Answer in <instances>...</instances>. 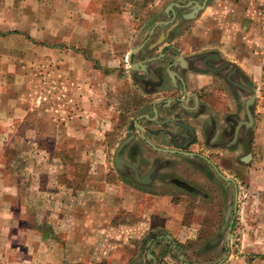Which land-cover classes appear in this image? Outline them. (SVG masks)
I'll use <instances>...</instances> for the list:
<instances>
[{
	"label": "crops",
	"instance_id": "1",
	"mask_svg": "<svg viewBox=\"0 0 264 264\" xmlns=\"http://www.w3.org/2000/svg\"><path fill=\"white\" fill-rule=\"evenodd\" d=\"M149 1L0 0V123L6 122L7 111L11 110L9 107H13L14 116L19 117L22 105H27L17 97L16 84L11 83L20 76L15 72L6 73V66H9L7 61L11 67L21 63L22 67L26 58L50 59L61 77L65 104L77 112V119L67 121L60 131L56 129L52 132L47 127L52 125L54 128V121L46 109L41 112L43 114L30 115L29 121L33 122L30 130L38 137L87 136L100 131L96 127L103 123L111 125L100 134L110 138L111 145L102 147H105V152L108 148L113 151V166L107 167L106 172H97L96 186L92 191L85 189L82 192L83 195L93 194L91 202L86 207L81 204L79 208H73V214L67 217L69 223L64 224L66 231L72 233L78 229L81 237L91 235L98 245H102L103 241L100 240L105 234L107 237L117 235L118 231L111 220L115 213L125 210L139 217L125 230L126 235L135 241L134 255L128 264H133L137 258V264H198L188 262L183 255L181 249L187 245L180 240L181 234L195 231L200 236L201 233L211 232L214 234L206 240L197 241L199 244L192 247L219 248L224 237L223 248H228L226 233L230 222H224L226 211L231 207L229 218L233 226V218L241 208L249 171L253 167L264 168L257 120L260 109L253 92L256 87L247 75L252 71H262V66L254 62L247 66L243 64V58H251L256 53L241 51L235 58V54L230 57L231 53L228 54L221 44L238 33L242 35V41L260 39L264 8L258 7L257 0H248V7L259 11L256 20V15L246 17L245 5L240 0H170L152 12ZM189 2H205V5L194 16L187 18L186 14L194 7L193 3L188 5ZM170 3L177 5L172 6V11H167ZM135 21L139 27L130 28ZM160 21L168 23H158ZM146 36L150 41L132 54L129 60L139 66L133 67L129 63L128 69L123 70L120 60H128L129 53L148 40ZM168 44L176 52L166 51L163 56L159 54L156 60L146 63V57H154L156 51ZM177 52L183 56L184 65L176 57ZM210 53L217 55V61H209L213 59L209 58ZM163 59H167V62ZM232 74H237L238 82L230 80ZM210 80L225 85L232 96L214 94L208 99L209 103H205L207 108L201 110L200 116H192L191 113L202 109L204 103L196 96V90L214 89L207 84ZM111 87L115 88L113 94L109 90ZM245 90L251 91L254 97L251 106L254 121L250 128L254 139L251 162L238 167L243 171L244 180L238 182L236 206L230 203L226 189L220 190L221 199H205L204 187L191 180L196 178L189 174L183 176L180 168H200L198 160H192V157L176 156L174 165L156 167L145 182L139 179L144 176L142 166L123 156L132 141L130 137L137 136L138 126H152L165 136L169 135L165 141L174 135L195 136L197 141L190 145V149L204 153H208V149L215 150L206 143L205 137L214 127L217 130L211 135L212 138L234 135L227 121L230 117L236 118V109L237 122L240 123L237 130L246 127L239 110L242 104H246L239 95ZM177 113H180V117ZM21 119L24 117L21 116ZM44 128L45 131H42ZM3 135H6L5 132L0 131V136ZM126 138L127 143L118 151ZM166 144L180 146L175 142ZM224 150L234 154L231 148ZM116 154H122L123 160L131 165L124 163L118 168L114 160ZM233 163L237 164L229 161V167ZM174 179L183 180L184 189L178 188L173 183ZM110 187L112 189L107 192ZM253 245L259 249V257L263 258L264 244L255 242ZM44 256L42 264H51V255L45 253ZM70 262L81 264L74 260Z\"/></svg>",
	"mask_w": 264,
	"mask_h": 264
},
{
	"label": "rangeland",
	"instance_id": "2",
	"mask_svg": "<svg viewBox=\"0 0 264 264\" xmlns=\"http://www.w3.org/2000/svg\"><path fill=\"white\" fill-rule=\"evenodd\" d=\"M168 1L170 0H150V12L162 8ZM241 1L246 8V17L249 14L252 17L256 15L257 20L259 11L249 8L248 0ZM256 2L259 8H264V0ZM262 21L263 34L260 39L242 41V35L238 33L232 39L225 38V42L221 44L227 53H231L230 57L235 54V58L241 51L256 53L251 58H241L243 64L247 66L254 62L262 66V71H252L247 75L256 87L253 92L260 109L257 117L258 134L264 159V20ZM136 24L137 21L133 22L130 28L135 29ZM120 63L124 66L123 70L128 69L125 60H120ZM21 64L11 67L7 61L9 66H6L7 74L15 72L20 76V79L11 83L16 84L17 97L27 105H22L21 114H16L19 117H15L13 107H9L11 110L7 111L6 122L0 123V131L6 134L0 136V263L42 264L44 254L49 253L51 264H72V260L81 264H128L134 255L135 241L133 237L126 235L125 230L138 220V214H129L125 210L115 213L111 224L116 226L118 233L111 234L113 237L105 234L100 240L103 241L102 245H98L91 235L81 237L78 229L72 233L67 232L64 225L69 223L67 217L73 214V208L90 204L93 194L83 195L82 192L85 189L92 191L96 186V173L106 172L107 167L113 166V151L108 148L105 152V147H102L111 145L110 138L101 135L111 125L103 123L96 127L100 131L87 136L38 137L30 130L33 122L29 118L32 113L43 114L41 112L48 109L55 127L49 125L47 129L53 132L56 129L60 131L67 121L77 119V112L65 104V91L54 62L48 58H26L22 67ZM109 90L113 94L115 88L111 87ZM21 116L24 119L20 120ZM110 170L113 171V168ZM249 172L241 208L233 218V237L229 240V247L223 248L224 237L219 248L192 247L193 244H199L197 241L206 240L214 233L204 232L198 236L195 231H185L180 240L187 247H183L181 251L188 262L264 264V257H259L261 253L253 245L255 242L264 244V168L253 167ZM110 189L112 187L107 192ZM262 250L264 251V247Z\"/></svg>",
	"mask_w": 264,
	"mask_h": 264
},
{
	"label": "flooded vegetation",
	"instance_id": "3",
	"mask_svg": "<svg viewBox=\"0 0 264 264\" xmlns=\"http://www.w3.org/2000/svg\"><path fill=\"white\" fill-rule=\"evenodd\" d=\"M148 37L146 36V40ZM150 41V38L144 42ZM143 44V45H144ZM166 51H172L176 52L174 49L171 48V45H165L161 48L160 51H156L154 54V57H146V63L149 61H154L157 59V56L160 54V56H163ZM159 56V57H160ZM210 59L209 61H217L216 57L217 55L215 53L208 54ZM178 60L182 62V65H184L183 56L177 52ZM181 58V60H180ZM163 61H165L163 59ZM126 65L129 67L130 61L125 59ZM167 62V59L166 61ZM132 63V62H131ZM172 62H170V65ZM137 67L139 64H136ZM171 69V67H169ZM228 70V68H227ZM170 71V70H169ZM233 72V69L230 73ZM237 74H232L230 80L232 82H238L236 78ZM174 78L176 76H173ZM242 78H240L241 80ZM244 81V79H242ZM207 83L209 85V88L213 86L214 89L207 90L206 88L204 90H196V96L199 97L200 100H202L204 103H202L201 107L202 109H197L196 111L192 112L191 115L198 117L200 116L201 110H204L207 108L206 102L209 103L208 99H210L214 94H221L227 97L232 96V94L228 91V89L223 85L222 83H218L215 81H208ZM245 83V81H244ZM239 84V83H237ZM244 86V85H243ZM152 87V86H149ZM245 87V86H244ZM248 88V87H247ZM240 96H242L244 99L243 101H246L253 97V93L247 92L246 90L244 93H239ZM248 95V96H247ZM212 102V101H211ZM254 102V97L252 100V103ZM252 103L249 105V111L250 115L248 114L246 104L241 107H239V110L241 109L240 114H242L243 122L245 123L246 127L243 126L239 131L237 130L240 123L238 115H237V109L236 106L234 108L236 109L234 116L236 118H229L227 122H230L229 125L231 126V134L234 135L229 136H220V137H213L215 131L217 130L215 127L208 132V135L205 137L206 143L214 147L215 150H209L208 153H204L201 151H194L190 149V145L195 143L197 141V138L194 137H187V136H172L170 137L169 141H165V137L168 138V136H165L162 132H158L156 129H152L151 127H145V128H139L137 136L130 137L132 138V141L127 145L126 150L123 152V156H127V160H133L138 165L140 164L142 166V171H144V176L142 177L145 182H147L150 178V174L154 171L156 167L160 168L164 164H170L174 165L173 160L176 161V156L184 155L186 157H192V160H198L199 167L197 170H194L193 168H180V171L183 173V176L186 174H189L190 177L196 178L191 179L194 181H197L198 184L204 187L205 191V199L206 197L213 198V199H221V189H226L230 198L232 197V203H234L235 199H238V193H239V185L238 182L241 183L244 180V174L240 168L238 167L248 164L252 160L251 155V145L253 143V130L250 128L252 125V122L254 121L251 106ZM193 105V104H192ZM178 117H180V113L178 114ZM233 116V115H232ZM216 119V117L214 116ZM228 119V116L227 118ZM216 122L218 120H215ZM249 128V129H248ZM224 133V131H222ZM239 133V134H238ZM163 134V135H161ZM180 134H182L180 132ZM183 139L185 142H183ZM179 144L180 146H174V145H167L166 143H174ZM184 144V145H183ZM230 149L234 152V154H228L227 150L224 149ZM204 149V148H203ZM220 149V150H219ZM122 154L119 156L122 160V164L126 163L127 165H131L130 163L123 160ZM172 159V160H170ZM165 161V162H164ZM170 161V162H169ZM229 161L236 162L237 164H232L231 167L228 164ZM125 165V164H124ZM132 167V166H131ZM122 170H125L124 167H122ZM174 178L176 176L172 175ZM187 177V176H186ZM223 177H227L228 180H226ZM183 180H173V183L178 186V188H183ZM221 184V186H219ZM226 186V188L222 187ZM221 187V188H220ZM237 205V203H236Z\"/></svg>",
	"mask_w": 264,
	"mask_h": 264
},
{
	"label": "water",
	"instance_id": "4",
	"mask_svg": "<svg viewBox=\"0 0 264 264\" xmlns=\"http://www.w3.org/2000/svg\"><path fill=\"white\" fill-rule=\"evenodd\" d=\"M194 4V7H193V10L192 11H190L189 13H187L186 14V17L187 18H189V17H192V16H194L199 10H201L203 7H204V5H205V2H203L202 4H199V3H197V2H189L188 3V5L189 4ZM173 5H177V3H170V4H168V6H167V11L168 10H173L172 9V6ZM158 23H168V21H160V22H158ZM153 30H151V32H152ZM143 44L144 43H142V44H140V45H138L137 47H135L130 53H129V55H128V60H130V56L132 55V54H135V53H137L138 52V50L143 46ZM180 60H181V58H180ZM133 67H136V64L135 63H130ZM252 100H253V97H251V98H249L247 101H246V108H247V111H248V114L250 115V111H249V105L252 103ZM139 128H141L140 126H138ZM127 141H128V138H126L123 142H122V144L120 145V147L118 148V151L120 150V148L125 144V143H127ZM114 160H115V163H116V166L118 167V168H120L121 167V165H122V160H121V158L118 156V154H116L115 155V158H114ZM139 178V177H138ZM223 178H225L226 180H228V178L227 177H223ZM141 181L142 180H144L143 178H139ZM236 203H237V200L235 199V201H234V206H236ZM230 210H231V207H229L228 209H227V211H226V216H225V224H227L228 223V221L230 222V224H229V226H228V229H227V233H226V245H227V247L229 246V240L232 238V234H231V223H232V219H230L229 218V213H230ZM137 262H139V259L137 258L134 262H133V264H137Z\"/></svg>",
	"mask_w": 264,
	"mask_h": 264
}]
</instances>
